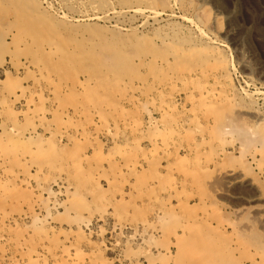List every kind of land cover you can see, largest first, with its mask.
Returning <instances> with one entry per match:
<instances>
[{"label": "rangeland", "instance_id": "obj_1", "mask_svg": "<svg viewBox=\"0 0 264 264\" xmlns=\"http://www.w3.org/2000/svg\"><path fill=\"white\" fill-rule=\"evenodd\" d=\"M20 1L0 0V264H177L188 230L264 235V128L246 115L242 93H256L264 118V0H237L233 16L234 0H221L218 12L206 6L224 30L211 47L230 71L201 68L207 79L191 68L90 70L83 35L149 39L125 52L138 63L141 53L163 52L170 31L141 21L135 35L96 21L74 25L43 14L40 0ZM121 1L112 0L119 9ZM188 1L178 17L205 25L204 8ZM47 2L87 10L81 0ZM34 9L48 28L26 16ZM181 23L171 25L189 27ZM182 37L196 39L188 29ZM75 56L80 63L70 66ZM165 78L170 87L160 85Z\"/></svg>", "mask_w": 264, "mask_h": 264}, {"label": "bare ground", "instance_id": "obj_2", "mask_svg": "<svg viewBox=\"0 0 264 264\" xmlns=\"http://www.w3.org/2000/svg\"><path fill=\"white\" fill-rule=\"evenodd\" d=\"M18 1H20V0H18ZM81 1H82L83 5L87 9L86 12H77V11H74V10H72L70 8L67 9L64 6L63 7H64V9H66V11H64V12L55 11V8L53 7V5L50 4L51 1H50V3H48L47 0L38 1V4H39L38 7L41 8V12H43V14H46V15L48 14L51 18H53V19L56 18L58 21H67V22H70V23H74V25L78 24V23H81V22H85V21H96L97 23H103V24L110 25V26H112V27H114L116 29H119V31H121V32H122V30L126 29L125 30L126 32H132L135 35V32H137L139 30H138V28H134V24L133 23H135L137 21H141L140 24H142L141 25L142 29H146L149 26L151 27L152 25L154 26V24H156V25L161 24L162 25L164 23V28H166V29L168 28V30L170 31L169 34H164L163 33V35L161 36V40L165 42V44H164L165 49H163L164 51L163 52L162 51L160 52V51H157V50H156V52L153 51V53L151 55L152 57L148 56L149 54L147 53V51H146V53H141V54H146V55L145 56L143 55L144 56V57L142 56L143 58H139L138 61H137L138 63H136V61L133 63V61H131V57L129 55H127V53H125V52H127V48H133L134 49L135 47H138L137 45H140V44H142L143 47H141V46H139V47H141V49H144V47H147L146 45H149V43L147 42V41H150L149 39L145 40V42H141V41H143L142 37H140V38L138 37L137 39H130V40H127L125 38L121 39V38H119V36H115L114 35L115 33L110 35V37L109 36H106V37H103V36L102 37H100V36L94 37V36L91 35L88 38L87 34L83 35L84 36V37H82L83 41H88L89 47H90V49H89L90 52L87 50L89 53H91V55L88 54L89 56H91V58H89V61H91L92 58L95 57L94 58L95 61L98 62V65H96V64H94L95 61L92 60L93 62L90 65L91 66L90 70H93V71L97 72L98 70H101L102 68H106L109 72L125 71L127 73H130V72H133V70H136V71L142 70V67H145L143 69H149L150 72H155V70H157V69L161 70V71H165V72L167 71L168 72V71H171L172 68H182V69L183 68H191V69L186 70V72H189V73L192 72L193 73L195 71L201 77H203L204 79H207V78H209L208 74H206L204 72V69H201V68H217L215 71H220V73L224 77L225 76L228 77L230 75V71L228 69L229 67L227 66V63H226V61L228 59L226 60L225 57L221 53L216 52L211 47L212 44L218 43L219 40H220V37L223 35V32H224L223 25L221 23V20L219 19L218 14L214 15V13H213V15H210L206 11V6L207 5L212 7V8H216L217 12L219 11V9L221 10L223 8L221 0H197L198 4L196 5V7L197 8H204V10L206 11V13H205L206 15L204 16L206 19H204V21H203L205 25H203L201 23L202 20H201V22H199V20L197 18H195L194 16H192L191 14H188V15L187 14H182L180 17H178V14H177L178 11L182 12L186 8L189 7L190 4H189L188 0H164V2H162V3L160 2V0H125L124 3L121 1V8L120 9L117 8L114 5L112 0H81ZM236 1L237 0H234L232 8H229L230 10H228V12L230 14H232L231 16H233L234 12H236V9H237V7H236L237 2ZM12 2H13V0H12ZM13 5L11 4V6H13ZM41 5L43 6V8L41 7ZM64 5L67 7V4L65 2H64ZM5 7H6V5H5ZM38 10L40 11V9H38ZM74 13H77V14H74ZM26 16L34 18L33 21H32V19H31V21L37 26L36 29L40 30V29L48 28L47 26H43L44 24H47V23L44 22V21H40V17L38 15L36 9H34V11L31 12V13L27 12ZM47 18H45V19H47ZM177 18H178V20L180 18L181 22L182 23H186L189 27L186 26L184 28V27H181V25H179V24H172L171 25V22L176 20ZM13 22H15V21H13ZM49 22H50V20H49ZM208 24H210L211 27L208 26ZM76 26H74V27H76ZM203 27H205V28H203ZM108 29L109 28H107L106 30H108ZM186 29H188L190 32L194 33L196 35V39L194 38V39H192L190 41L182 40L181 39V38H183L182 35L185 33ZM67 30H68V28H67ZM210 30H211V32H210ZM162 31H164V30H162ZM141 32H142V30H141ZM73 33H74V31H73ZM99 33H101V32H99ZM146 33H147V31H146ZM226 33L228 35L231 34L229 31L226 32ZM75 34H76V32H75ZM145 37H146V35H145ZM187 37H188V35H187ZM67 40H68V38H67ZM133 40H135V41H133ZM139 40H141V41H139ZM41 41H45V40H41ZM52 43H53V41H52ZM59 44H60V42H59ZM144 44H146V45H144ZM161 46H162V44H161ZM152 47H153V50H154V49L158 48V44L153 42ZM154 47H156V48H154ZM135 51H137V50H135ZM142 51H144V50H142ZM72 52L75 53L76 51H72ZM98 53H99V55H98ZM93 55H95V56H93ZM96 56H97V58H96ZM103 57H105L106 59L108 58V60H104ZM101 61L103 62L102 64H101ZM69 63H70V66H74V65H79L80 62H78V60H77V58L75 56V59L73 60V62L72 63L69 62ZM103 64H104V66H100V65H103ZM83 66H85V65H83ZM194 68H200V69H194ZM208 73H209V71H208ZM87 74H90V71H89V73L87 72ZM99 74H102V72H100ZM99 76L97 75V77H99ZM104 76H105V74H104ZM181 76L185 77L186 74L183 73V74H181ZM102 77H103V74H102ZM175 77H176V75H175ZM228 80H229V78H228ZM95 81H98V80H95ZM89 82H91V81L89 80ZM154 82H156V81H154ZM172 82H171V78H165V79L159 80L160 85H162L164 87H166V86L170 87L169 85H171ZM174 82H175V80H174ZM140 83H141V81H140ZM183 83H186V82H183ZM212 83H213V81H212ZM115 86H117V84L113 83L112 84L113 89H114ZM110 87L108 85L106 87L107 90L110 89ZM223 87H225V86H223ZM103 88H105V86ZM120 88H121V85L118 84V89H120ZM70 89H71V87H70ZM47 91H49V90H47ZM108 92H109V90H108ZM113 92L111 90L109 92V96L111 95L110 93H113ZM242 93H243V95H245L246 99H248L250 101L249 102L250 103L249 104L250 105L249 112L246 115L249 116V119H251L252 122H255V124L258 126L257 129H259V127L260 128H264V118H262L260 109H258L259 106H258V103H257V98H256L257 96L255 95L256 93L253 94V93H249L248 91H243ZM198 98H200V97H198ZM117 100H115L116 103L119 102ZM215 101H217V100H215ZM217 108H218V106H217ZM217 110H220V109H217ZM223 110H225V109H223ZM241 111L243 112V110H241ZM207 116L209 117L208 114H207ZM206 121H207V119H206ZM214 123H216V121H214ZM245 123H247V122H245ZM251 124H254V123H251ZM207 125H209V124H207ZM214 129H215V127H214ZM219 130H217V131H219ZM204 131H203V133H204ZM253 132H255V131H253ZM263 135L264 134H262V136ZM208 136H209V134H208ZM186 139H187V137H186ZM155 145H157V144H155ZM259 150H261V149H259ZM261 151H264V150H261ZM255 152H256V150H255ZM103 160H104V158H103ZM154 167H155V165H154ZM231 175H233V174H231ZM255 175H256V173H255ZM229 178H230V174H228L226 176V179H229ZM222 181H224V180H222ZM224 187H225V184H224ZM222 190H223V188H222ZM251 226H252L251 223H249L245 227L247 229H249V228H251ZM192 227H193V225H192ZM187 232H189L188 237L190 238L187 241V243H185V245H181V247H180V242H178V245H177L178 251L180 249L179 255L176 258L178 260L177 264H264V247L261 246V244L264 243V235H261L260 237L258 235L257 236L251 235L250 233H249L250 234L249 235L248 234V230H241V231L239 230V232H237L235 234L231 233L232 235H228L229 233H227L226 230H219V231L209 230V231H206V232H203V233L201 231L199 232L198 230H188ZM187 232H184L183 237L186 236ZM201 233H202L203 236L201 235ZM233 236H236L237 238L239 237L240 239L239 240L236 239L237 240V242H236V240L235 241L233 240ZM241 238H243L244 240L241 239ZM175 264H176V262H175Z\"/></svg>", "mask_w": 264, "mask_h": 264}]
</instances>
